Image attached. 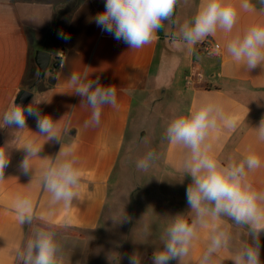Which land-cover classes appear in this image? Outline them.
<instances>
[{
  "label": "crops",
  "instance_id": "0c3cea01",
  "mask_svg": "<svg viewBox=\"0 0 264 264\" xmlns=\"http://www.w3.org/2000/svg\"><path fill=\"white\" fill-rule=\"evenodd\" d=\"M105 2L0 0V147L7 140L12 143L8 168L0 179V264H18V253L40 228L55 233L63 264H84L82 245L96 242L112 195L116 199L110 220L117 212L122 218L129 217L126 204L140 191L146 201L151 198L159 213L153 221L165 229L160 231L162 238L176 216L183 215L190 222L194 213L186 189L192 180L184 169L190 153L170 143L166 129L175 117L188 115L205 103H213L225 116L237 118L234 130L218 122L210 131L206 140L210 154L225 166L256 154L261 165L254 170L246 168V180L264 194V140L259 139L257 128L264 119V66L250 71L227 51L235 36L253 25H264L261 0H249V10L242 7L244 0H226L237 9L236 24L231 32L217 29L205 38L219 43L221 54L202 61L200 47L205 40L191 46L173 42L172 34L179 32L184 21L192 20L203 0H178L176 23L164 22L156 34L158 39L140 49H130L97 26L95 17L105 10ZM37 51L51 55L52 67L39 82ZM54 63L58 66L53 67ZM192 70L202 73L203 82H186ZM72 73H87L93 80L99 77L100 84L115 88V106L103 107L99 123L91 122L92 109L74 92ZM23 89L33 92L25 108L33 105L41 116L56 121L61 140L40 136L36 118L27 113V128L4 126V113ZM143 120L152 123L138 124ZM146 140L149 144L144 146ZM28 141H34L41 150L30 158L32 169L25 173L20 165L27 155L22 147ZM61 148L58 159L69 153L81 173L78 195L67 207L63 203L52 205L51 193L42 184L44 169L58 162ZM150 151L156 153L151 166L137 169V162ZM18 197L31 199V223L19 221L15 208ZM216 228L230 236L227 246L214 256L222 264H234L232 258L253 243L248 225H239L227 216L219 221L209 219L206 227L198 229L181 264H201ZM156 243L163 247L162 240ZM260 259L264 264V232L260 234ZM170 264L180 262L177 259Z\"/></svg>",
  "mask_w": 264,
  "mask_h": 264
},
{
  "label": "clouds",
  "instance_id": "9594fccd",
  "mask_svg": "<svg viewBox=\"0 0 264 264\" xmlns=\"http://www.w3.org/2000/svg\"><path fill=\"white\" fill-rule=\"evenodd\" d=\"M178 0H106L105 10L95 17V23L104 32L113 35L117 41H123L130 49H140L158 39L157 32L164 22L175 24V8ZM264 4V0H261ZM242 7L249 10V0H244ZM238 17L236 7L226 0H203L191 21H184L179 32L173 33V42H183L194 46L205 38L214 35L217 29L231 32ZM227 51L234 61L243 63L248 70L264 66V25H253L242 35L235 36L228 44ZM70 82L74 92L84 98L91 109V122L99 123L105 105L115 106L116 90L112 86L100 84L83 75L72 73ZM33 116L37 121L39 135L47 140H61L56 131L55 122L50 116H41L33 105L25 108L15 104L3 115L6 127L15 126L25 129L26 116ZM218 122H223L229 129H235L237 118L225 116L222 109L213 103H205L188 115L175 117L166 129V138L172 144L181 145L189 150L184 169L191 177L192 183L186 189L187 202L194 213L191 221L183 215L176 216L162 238L163 247L153 253V264H170L179 260L180 264L189 253L190 246L197 238L198 229L206 227L208 220L219 221L227 216L239 225H248L253 243L245 245L233 258L234 264H261L260 234L264 232V194L257 192L247 182L246 168L254 170L260 167L261 160L256 154L247 155L239 163L222 165L211 155V146L206 143L211 130ZM258 137L264 140V119L260 121ZM22 148L27 155L21 162V169L27 173L31 168L30 158L38 156L41 147L34 141H28ZM62 148L56 159L57 163L46 167L42 173L43 187L51 193V204H72L80 187V170L76 160L65 158L59 160ZM156 158L155 152H148L137 162V169L147 170ZM9 164V156L0 147V179ZM18 219L21 223H31L34 208L31 199L18 197L15 203ZM230 236L223 230L214 229L210 243L201 264H222L214 259L218 250L227 246ZM60 247L55 240V233L43 228L37 229L28 239L24 250L17 255L18 264H63L59 255ZM129 264H141L138 255L129 257Z\"/></svg>",
  "mask_w": 264,
  "mask_h": 264
},
{
  "label": "rangeland",
  "instance_id": "374dc122",
  "mask_svg": "<svg viewBox=\"0 0 264 264\" xmlns=\"http://www.w3.org/2000/svg\"><path fill=\"white\" fill-rule=\"evenodd\" d=\"M207 57L200 53L199 59L202 61ZM134 112L137 114V108ZM141 123L150 126L152 121L148 123L145 120L138 121V124ZM147 142V140L143 141V145H148ZM11 144V141L7 140L2 145L8 156L11 152ZM7 168L8 165L5 170ZM114 182L117 183V181ZM121 190L124 192L125 188ZM145 198L143 192L137 191L126 204L128 205L127 210L130 208L131 211V214H128L129 217L122 218V215L120 217L117 212L116 218L110 220L113 201L116 199V195L111 196L109 208L105 211V216L96 234V242L82 245L83 257L85 256L84 264H129V257L133 254L140 257L141 264H153L152 254L162 248L156 242L162 240L164 235L161 232L163 233L165 229L159 225V222L153 221L159 213L153 208L151 198L149 197L147 201ZM143 199L146 203L142 202ZM151 205L152 208H150ZM108 224L109 227H107ZM124 224H128L127 228L123 227Z\"/></svg>",
  "mask_w": 264,
  "mask_h": 264
},
{
  "label": "water",
  "instance_id": "95a60500",
  "mask_svg": "<svg viewBox=\"0 0 264 264\" xmlns=\"http://www.w3.org/2000/svg\"><path fill=\"white\" fill-rule=\"evenodd\" d=\"M50 62H51V55L49 53L44 51L36 52L35 63L38 69L36 82H39L45 76L47 70L52 68L50 67ZM57 66L58 63L53 64V67H57ZM32 97H33V92L31 90L23 89L19 91V93L17 94L14 101V105L18 104L25 107V105L32 99Z\"/></svg>",
  "mask_w": 264,
  "mask_h": 264
},
{
  "label": "built area",
  "instance_id": "2783aa9c",
  "mask_svg": "<svg viewBox=\"0 0 264 264\" xmlns=\"http://www.w3.org/2000/svg\"><path fill=\"white\" fill-rule=\"evenodd\" d=\"M200 50L207 56L215 57L221 54V46L212 39H206L200 47ZM204 78L200 71L192 70L186 76V82L189 85L199 84L203 82Z\"/></svg>",
  "mask_w": 264,
  "mask_h": 264
},
{
  "label": "trees",
  "instance_id": "16d2710c",
  "mask_svg": "<svg viewBox=\"0 0 264 264\" xmlns=\"http://www.w3.org/2000/svg\"><path fill=\"white\" fill-rule=\"evenodd\" d=\"M73 235H76L75 233H72ZM153 257V256H152Z\"/></svg>",
  "mask_w": 264,
  "mask_h": 264
}]
</instances>
